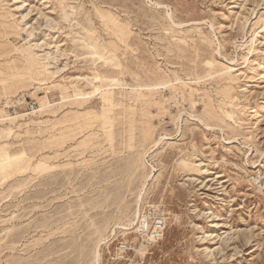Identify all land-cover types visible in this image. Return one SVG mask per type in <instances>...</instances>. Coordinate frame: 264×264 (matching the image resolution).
I'll return each mask as SVG.
<instances>
[{
	"label": "rangeland",
	"instance_id": "obj_1",
	"mask_svg": "<svg viewBox=\"0 0 264 264\" xmlns=\"http://www.w3.org/2000/svg\"><path fill=\"white\" fill-rule=\"evenodd\" d=\"M0 264H264V0H0Z\"/></svg>",
	"mask_w": 264,
	"mask_h": 264
},
{
	"label": "built area",
	"instance_id": "obj_2",
	"mask_svg": "<svg viewBox=\"0 0 264 264\" xmlns=\"http://www.w3.org/2000/svg\"><path fill=\"white\" fill-rule=\"evenodd\" d=\"M147 222H148V221H147V218L144 217V216H143L142 219H140V223L142 224V226L144 225V227L148 224ZM156 224H157V225H156L155 235H154V234L152 235V237H155V238L159 235V233H158V234H156V233L159 232V230H161V228H162L163 225H164V222H163L162 220H159V221H157ZM142 226H141V227H142Z\"/></svg>",
	"mask_w": 264,
	"mask_h": 264
},
{
	"label": "bare ground",
	"instance_id": "obj_3",
	"mask_svg": "<svg viewBox=\"0 0 264 264\" xmlns=\"http://www.w3.org/2000/svg\"><path fill=\"white\" fill-rule=\"evenodd\" d=\"M31 53V52H30ZM37 54V53H36ZM44 58H48L47 54L44 55Z\"/></svg>",
	"mask_w": 264,
	"mask_h": 264
}]
</instances>
